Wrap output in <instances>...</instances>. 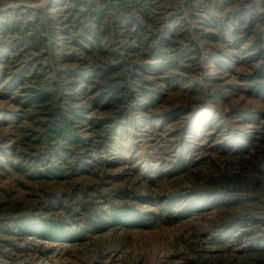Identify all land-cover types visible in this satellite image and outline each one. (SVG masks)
<instances>
[{
  "label": "rangeland",
  "instance_id": "1",
  "mask_svg": "<svg viewBox=\"0 0 264 264\" xmlns=\"http://www.w3.org/2000/svg\"><path fill=\"white\" fill-rule=\"evenodd\" d=\"M0 264H264V0H0Z\"/></svg>",
  "mask_w": 264,
  "mask_h": 264
}]
</instances>
